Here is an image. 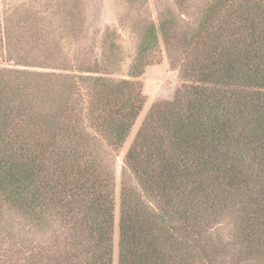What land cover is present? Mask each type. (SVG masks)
Returning a JSON list of instances; mask_svg holds the SVG:
<instances>
[{
    "label": "trees",
    "instance_id": "16d2710c",
    "mask_svg": "<svg viewBox=\"0 0 264 264\" xmlns=\"http://www.w3.org/2000/svg\"><path fill=\"white\" fill-rule=\"evenodd\" d=\"M160 39L181 51L185 84L153 107L127 152L135 183L122 187L118 264H215L210 228L223 215L243 254L260 255L264 0H205L185 31L167 11L146 27L132 80ZM117 49L109 33L106 66ZM132 80H86L84 109L46 77L0 72V238L19 213L20 264H114L115 178L102 152L123 146L143 110Z\"/></svg>",
    "mask_w": 264,
    "mask_h": 264
},
{
    "label": "rangeland",
    "instance_id": "374dc122",
    "mask_svg": "<svg viewBox=\"0 0 264 264\" xmlns=\"http://www.w3.org/2000/svg\"><path fill=\"white\" fill-rule=\"evenodd\" d=\"M204 1L188 0L180 9L177 0H0V72L46 77L49 84L66 91L76 107L85 109L86 80L98 76L132 80L131 66L146 27L158 26L166 12L172 11L183 31L193 28ZM109 33L118 49L108 67L104 59ZM174 50L160 39L143 75L132 80L139 81L145 97L140 116L119 150L102 152L115 178L114 264H118L123 183L127 176L135 183L126 165L127 152L153 107L173 101L185 84L180 71L183 56ZM5 221L0 264H20L26 221L16 212ZM210 234L219 246L215 264H264L263 251L255 256L243 254L236 221L230 215L216 218Z\"/></svg>",
    "mask_w": 264,
    "mask_h": 264
}]
</instances>
